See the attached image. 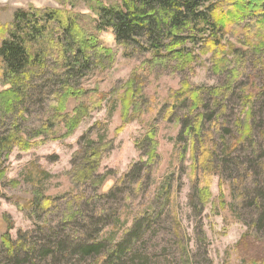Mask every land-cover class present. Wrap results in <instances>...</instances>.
Masks as SVG:
<instances>
[{"label":"rangeland","instance_id":"rangeland-1","mask_svg":"<svg viewBox=\"0 0 264 264\" xmlns=\"http://www.w3.org/2000/svg\"><path fill=\"white\" fill-rule=\"evenodd\" d=\"M89 3L0 0V41L18 9L68 10L78 16L79 25H88L94 18ZM97 37L111 50L113 60L88 72L80 85L106 92L102 105L84 117L69 136L44 142L36 139L31 148H15L2 162L6 179L0 182V264H30L24 245L32 242L38 254L47 241L46 231H63L71 239L80 236L73 225L79 228L76 222L81 217L72 216L87 208L79 205V198H85L90 211H97L94 202L101 198L111 214L95 234V240L104 244L98 261L113 253L137 218L143 224L139 236L131 240L127 255L113 264H250L238 244L245 237L264 252V56L247 58L245 63L229 59L228 70L220 72L216 71L218 60L210 52L198 54L189 68L169 58L165 60L169 63L148 68L143 78L140 73L150 65V54L118 45L111 28L99 31ZM232 69L233 77H228ZM132 85L133 105L128 110L121 100ZM185 85L197 90L199 101L195 102ZM6 88L0 79V91ZM42 99L31 104L30 114L19 118L31 128V134L47 110ZM195 117L201 119L197 120L199 130L191 136L185 129ZM238 123L249 126L251 133L234 145L241 135ZM150 131L153 139L147 135ZM109 141L112 150L103 154L96 175L78 194L65 173L73 166L77 172L82 169L89 142ZM153 144L156 156L150 160ZM227 155L229 159H225ZM203 157L212 166V177L209 200L201 206L193 180L200 174ZM222 160L238 161L243 172L234 171ZM132 166H136L137 177L145 178L142 187L133 191L130 178L117 182ZM95 176H104L108 182L100 187ZM113 184L115 189L107 197L100 195L102 187L107 190ZM35 194L60 198L37 217L30 210ZM6 231L12 241L21 240L17 255L4 248ZM95 259L77 262L74 258L73 262L92 264ZM35 264H56V260L45 256Z\"/></svg>","mask_w":264,"mask_h":264},{"label":"trees","instance_id":"trees-1","mask_svg":"<svg viewBox=\"0 0 264 264\" xmlns=\"http://www.w3.org/2000/svg\"><path fill=\"white\" fill-rule=\"evenodd\" d=\"M89 2L94 18L87 22L88 25H79L78 16L68 10L62 12L43 9L30 12L18 9L14 12L12 26L0 41V79L3 85L8 86L0 91V182L6 179L2 162L15 148L26 151L35 145L36 139L44 142L69 136L81 120L98 109L107 98L106 92L80 85V80L88 72L113 60L111 50L97 37L99 31L111 28L118 45L126 48L131 46L137 51L150 54V65L145 66L140 73L143 78L147 77L148 68L169 63L165 61L169 58L177 60L178 66L189 68L199 57L198 54L210 52L213 59L217 58L216 71L220 72L223 68L228 70L229 59H233L235 63H245L250 57L259 59L264 56V0ZM54 41L56 44H53ZM234 71L235 69L229 70L228 77H233ZM132 89L135 90L133 85L125 91L121 100L128 110L133 105ZM136 89L139 90L140 87ZM186 89L195 102L199 101L196 89L188 86ZM248 90L252 92L251 89ZM40 98H43L47 110L40 116L41 122L38 126L34 125L35 132L31 134V128H26L19 118L30 114L31 104H35V100H41ZM198 119L195 117L186 126L188 135L197 134ZM238 126L241 135L234 141V145L239 142L240 137H248L251 133L249 126L239 123ZM147 135L150 139L154 138L151 131ZM92 143L89 142L85 147L82 169L77 172L73 166L65 173L78 194L79 188L86 186L96 175L103 154L113 148L111 141ZM155 156L153 144L149 151L150 160ZM229 157L227 155L225 159ZM222 163L230 164L234 171L243 172L238 161L231 163L229 160H222ZM132 168L128 175H123L117 182L122 183L126 177L130 178L128 185L133 191L142 187L145 178L137 177L136 166ZM199 173L193 180V189L199 204L203 206L209 200L208 190L212 177V166L205 157L200 160ZM95 178L99 180L100 187L106 180L104 176ZM112 189H115L114 184L107 190L102 187L100 195L107 197L106 194H110ZM59 198L35 194L30 199V210L38 217L41 212H47L53 207L55 201L58 203ZM100 200L101 198H97L94 202L98 206L97 211H90L85 198L78 199L79 205L84 204L87 208L79 210V215L72 216V219L81 217V222H76L79 228L73 225L80 236L71 239L63 231H46L47 241L38 254L32 242L24 245L26 261L35 264L45 256H51L56 264L73 262L74 258L80 262L96 257V262L92 264H113L122 260L132 248L131 240L137 239L143 224L136 218L132 230L115 247L113 253L98 261L104 244L95 240V234L105 227L111 215ZM6 229L9 230L10 225ZM2 239L4 248L10 255H17L21 251V240L12 241L8 231ZM253 243L243 237L239 241L238 249L244 258H248L250 264H264V252Z\"/></svg>","mask_w":264,"mask_h":264}]
</instances>
